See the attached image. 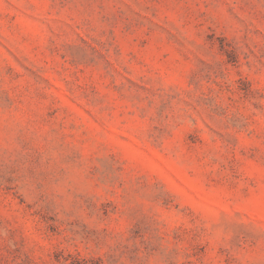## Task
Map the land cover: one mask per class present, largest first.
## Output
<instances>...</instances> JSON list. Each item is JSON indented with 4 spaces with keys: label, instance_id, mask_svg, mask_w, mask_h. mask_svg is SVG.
<instances>
[{
    "label": "rangeland",
    "instance_id": "rangeland-1",
    "mask_svg": "<svg viewBox=\"0 0 264 264\" xmlns=\"http://www.w3.org/2000/svg\"><path fill=\"white\" fill-rule=\"evenodd\" d=\"M0 264H264V0H0Z\"/></svg>",
    "mask_w": 264,
    "mask_h": 264
}]
</instances>
